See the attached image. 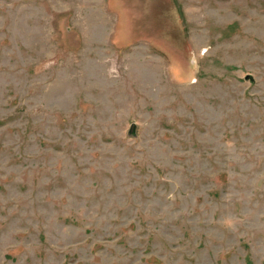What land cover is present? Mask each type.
<instances>
[{"label":"rangeland","instance_id":"1","mask_svg":"<svg viewBox=\"0 0 264 264\" xmlns=\"http://www.w3.org/2000/svg\"><path fill=\"white\" fill-rule=\"evenodd\" d=\"M0 264H264V0H0Z\"/></svg>","mask_w":264,"mask_h":264},{"label":"water","instance_id":"2","mask_svg":"<svg viewBox=\"0 0 264 264\" xmlns=\"http://www.w3.org/2000/svg\"><path fill=\"white\" fill-rule=\"evenodd\" d=\"M135 127H136V124L133 123V124L131 125V127H130V131H129L130 135L134 134Z\"/></svg>","mask_w":264,"mask_h":264}]
</instances>
